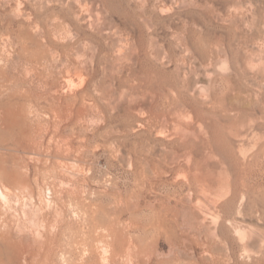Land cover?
I'll return each mask as SVG.
<instances>
[{
	"label": "rangeland",
	"instance_id": "374dc122",
	"mask_svg": "<svg viewBox=\"0 0 264 264\" xmlns=\"http://www.w3.org/2000/svg\"><path fill=\"white\" fill-rule=\"evenodd\" d=\"M0 181V264H264V0H0Z\"/></svg>",
	"mask_w": 264,
	"mask_h": 264
},
{
	"label": "bare ground",
	"instance_id": "6f19581e",
	"mask_svg": "<svg viewBox=\"0 0 264 264\" xmlns=\"http://www.w3.org/2000/svg\"><path fill=\"white\" fill-rule=\"evenodd\" d=\"M233 69V68H232ZM241 73V72H240ZM238 75V74H237ZM237 128V127H236ZM257 141V140H256ZM255 142V141H254ZM258 143V142H257ZM240 144V143H239ZM259 144V143H258ZM243 145V144H242ZM253 146V145H252ZM239 147H241V146H239ZM255 147H256V145H255ZM254 147V148H255ZM242 150H243V148H242ZM240 152H242L241 150H239ZM243 151H245V150H243ZM239 152V153H240ZM244 153H242V154H240V155H243ZM245 155V154H244ZM232 183V182H231ZM235 183V182H234ZM8 188H7V186H5L4 184H3V182H1L0 181V199L1 200H8L7 199V195H8ZM13 191V190H12ZM230 191H231V189H230ZM242 193V192H241ZM244 194V193H243ZM9 196V195H8ZM219 196V195H218ZM243 197H244V195H242ZM241 197V196H240ZM39 200H41V199H39ZM46 200V199H45ZM2 201V202H3ZM241 201V200H240ZM6 202V201H5ZM8 202H6V204H7ZM243 203H244V201H243ZM236 226V225H235ZM234 228V227H233ZM241 229V228H240ZM239 228H237L236 229V231H235V233L237 234V236H238V238H239V240L240 241H242V240H246V235H245V232L244 231H242V230H240ZM235 234V235H236ZM243 242H245V241H243ZM242 244V243H241ZM244 244V243H243ZM243 244H242V246H243Z\"/></svg>",
	"mask_w": 264,
	"mask_h": 264
}]
</instances>
